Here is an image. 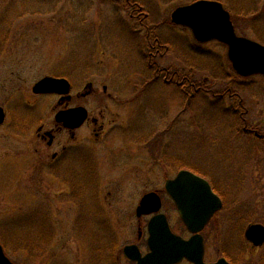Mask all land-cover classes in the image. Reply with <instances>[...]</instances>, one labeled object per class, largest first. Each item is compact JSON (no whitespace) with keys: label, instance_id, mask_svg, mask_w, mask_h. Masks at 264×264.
Instances as JSON below:
<instances>
[{"label":"rangeland","instance_id":"rangeland-1","mask_svg":"<svg viewBox=\"0 0 264 264\" xmlns=\"http://www.w3.org/2000/svg\"><path fill=\"white\" fill-rule=\"evenodd\" d=\"M134 1L170 46L160 67L204 89L230 85L241 107L154 78L126 0H0V243L18 264H132L122 249H146L147 221L135 214L145 193L157 192L173 231L186 234L163 190L188 170L223 201L203 229L206 258L238 261L245 244L239 264H264V244L243 238L248 224L264 225V78L236 77L224 44L171 23L195 0ZM216 1L239 15L238 35L264 45V0ZM46 76L68 80L70 100L34 95ZM77 106L88 111L81 127L55 124V113Z\"/></svg>","mask_w":264,"mask_h":264},{"label":"water","instance_id":"water-1","mask_svg":"<svg viewBox=\"0 0 264 264\" xmlns=\"http://www.w3.org/2000/svg\"><path fill=\"white\" fill-rule=\"evenodd\" d=\"M175 25L187 27L194 39L200 43L216 40L227 46V58L235 74L241 77L261 75L264 77V45L238 36L235 32L230 13L223 5L213 0H197L188 5L176 7L170 16ZM33 94H57L61 100L69 99L70 83L65 78L46 76L32 87ZM5 113L0 107V124L5 120ZM88 112L82 106L60 110L55 113L56 123L73 130L79 128L87 119ZM208 181L202 177L181 170L174 179L165 182V190L175 203L179 216L193 235L188 239L172 233L166 217L158 214L148 224V244L150 252L142 256L135 245L123 248L126 258L135 264H176L186 258L193 264L203 262L204 245L200 232L212 219L215 212L221 209L220 197L210 188ZM159 196L150 192L145 194L136 208V216L155 213L160 208ZM244 238L253 246L264 243V226L250 224L244 231ZM0 264H14L5 256L0 245ZM210 264H229L219 259Z\"/></svg>","mask_w":264,"mask_h":264},{"label":"trees","instance_id":"trees-1","mask_svg":"<svg viewBox=\"0 0 264 264\" xmlns=\"http://www.w3.org/2000/svg\"><path fill=\"white\" fill-rule=\"evenodd\" d=\"M140 6L141 5H139V3H137L134 0H126V5L124 8L128 11L129 18L132 20H135L137 24L139 25L140 31H143L144 33V36L142 37L143 38L142 45L144 46L143 48L146 49L145 50V65L147 66L149 70L153 72L154 78L163 77L167 80L168 83L177 84V86L179 85L183 89L190 88L191 93H193L194 91L195 92L206 91L213 98H220L221 100L228 98L233 103L241 107V104H242L241 99L232 90L230 85H227L224 87L222 86L221 88L215 87V88L204 89V87L201 84H199L197 80L195 81L192 77H190L191 76L190 74H186L181 68L160 67L156 58L159 59L160 57H163L164 55H166L170 49V46L168 45L167 42L162 41L161 38H159V36L156 33L155 26L151 25L148 22V14L144 13L141 10ZM234 16H237V17H234ZM238 16H239L238 14L231 15V19L233 23L238 21ZM169 22L170 21L168 20L166 23L170 24ZM237 27H238V23H237ZM235 76L237 77L236 74ZM132 88L134 89L133 95L135 96L133 98L130 97L129 102L134 100L136 97H139V95L147 87L143 81V84H141L140 87L139 85L135 84ZM243 114H244V111H242L241 114L237 116V122L241 123L242 125H245L246 127L247 122H245V118ZM244 131L245 133H250L249 135H252V136L254 135L256 136L257 134L255 133L256 132L255 130H252V131L250 130L248 132L246 130ZM257 136L259 138H264V135L262 134L261 135L258 134Z\"/></svg>","mask_w":264,"mask_h":264},{"label":"flooded vegetation","instance_id":"flooded-vegetation-1","mask_svg":"<svg viewBox=\"0 0 264 264\" xmlns=\"http://www.w3.org/2000/svg\"><path fill=\"white\" fill-rule=\"evenodd\" d=\"M128 12V11H127ZM165 77V76H164ZM164 80H165V82L166 83H168L167 82V80L164 78ZM171 84V83H170ZM176 86H177V84H175ZM178 87H180L179 85H178ZM181 89H182V91H183V88L182 87H180ZM192 94V93H191ZM84 95H87V93L86 94H84ZM83 95V96H84ZM71 97V96H70ZM66 99H64V100H61V99H59V101L61 102H63V101H65ZM67 100H70V98L69 99H67ZM5 121V120H4ZM4 123V122H3ZM61 126V125H60ZM62 127V126H61ZM63 128V127H62ZM65 129V128H64ZM66 130H68V129H66ZM68 131H73V130H68ZM46 136H50V133H47L46 135H44L43 136V138H45ZM52 142H53V139H52V137L49 139V141H48V144L47 145H51L52 144ZM69 152V151H68ZM54 159H56V157H54ZM53 159V160H54ZM63 163V162H62ZM61 163V164H62ZM60 165V164H59ZM52 166H54V165H52ZM51 168V167H50ZM174 178V177H173ZM172 179V178H171ZM162 200V199H161ZM160 200V201H161ZM171 202H172V200H170ZM173 203V202H172ZM173 205H174V210H175V212H176V214H177V216H178V213H177V209H176V206H175V204L173 203ZM165 209H164V205H163V202L161 201V203H160V208H159V210L156 212V213H154V214H149V215H146V216H144L145 218H146V233H147V235H146V238H145V246H146V249H145V251L144 252H141L142 253V255H145V254H147L148 252H150V248H149V244L147 243L148 242V224H149V221H150V219L154 216V215H156V214H163L165 217H166V220H167V222H168V225H169V228H170V230L174 233V234H176V235H179L180 237H182L183 239H185V240H187V239H189L192 235L188 232V231H186V229H185V231H186V234L185 235H180V234H178V233H176L175 231H173V229H172V226H171V224H170V220H169V217H168V215L165 213L166 211H164ZM178 218H179V216H178ZM180 220V219H179ZM180 222H181V220H180ZM181 224H182V222H181ZM183 225V224H182ZM201 234H202V239H203V244H204V255H203V261L205 262V263H214V262H216L217 260H219V259H225L229 264H239L240 262H241V259H243L244 257H245V248H244V245L243 246H238V257H239V259H238V261H232V260H229V259H227V256H222V257H219V258H216V259H207L206 258V238H205V236H204V234H203V232H201ZM140 235V234H139ZM247 243H249V242H247ZM242 244V243H241ZM250 244V243H249ZM136 245V244H135ZM251 245V244H250ZM137 247L139 248V246L137 245ZM251 247L252 248H255V247H253L252 245H251ZM262 247V246H261ZM260 247V248H261ZM260 248H255V250H258V249H260ZM140 249V248H139ZM3 251H4V254L7 256V258H8V260H11V258L9 257V255L7 254V251H5L4 250V247H3V249H2ZM141 251V250H140ZM237 257V258H238ZM12 262H14V260H11ZM15 264H18V263H16V262H14ZM176 264H193L192 262H190V261H187V259H185V258H183V259H181L179 262H177Z\"/></svg>","mask_w":264,"mask_h":264}]
</instances>
